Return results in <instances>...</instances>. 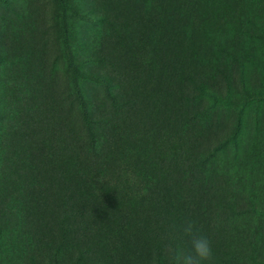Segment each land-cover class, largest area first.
Masks as SVG:
<instances>
[{"label": "rangeland", "instance_id": "374dc122", "mask_svg": "<svg viewBox=\"0 0 264 264\" xmlns=\"http://www.w3.org/2000/svg\"><path fill=\"white\" fill-rule=\"evenodd\" d=\"M264 264V0H0V264Z\"/></svg>", "mask_w": 264, "mask_h": 264}, {"label": "clouds", "instance_id": "9594fccd", "mask_svg": "<svg viewBox=\"0 0 264 264\" xmlns=\"http://www.w3.org/2000/svg\"><path fill=\"white\" fill-rule=\"evenodd\" d=\"M194 223L188 221L183 227L185 236L191 237V248L189 251H182L179 246L169 244L167 252L172 259L173 264H204L210 261L213 255L210 240L203 235L194 233Z\"/></svg>", "mask_w": 264, "mask_h": 264}]
</instances>
